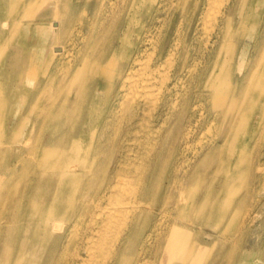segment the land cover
<instances>
[{
    "label": "bare ground",
    "instance_id": "6f19581e",
    "mask_svg": "<svg viewBox=\"0 0 264 264\" xmlns=\"http://www.w3.org/2000/svg\"><path fill=\"white\" fill-rule=\"evenodd\" d=\"M0 1V10L3 9V6L10 2V0ZM41 1L42 0H34L32 1V4H35L34 2H39L41 5ZM52 1L54 6L57 7L61 0ZM254 1L256 0H251V2L248 0H206L205 9L200 16V21H202L203 24L201 25L204 28L203 46L207 48L208 51L206 53V58L203 57L204 53H202L201 58H198L191 57V49L188 44H185L183 41H180L177 38V40H172V42H169L167 46H165L166 42L164 39H162L159 43L156 42L157 44H151L152 42L149 40H146V44L137 43L135 40L131 41L130 34L133 31L131 24L135 20L140 21L142 17L147 16L149 10L152 9L151 7L156 2V0H126L128 12L126 13V18L121 33L117 37H112V39H108L106 37H99L95 39L93 41L96 44L94 47L90 46L88 43L85 46L86 50L82 58V66H78L75 70H73V76L71 78L72 82L74 79L77 80L78 76L81 78L84 74H86L87 71H84L85 73L82 72L83 68H87V65L91 64V74L86 77L89 82L86 89L87 92L83 98V101L81 102L82 108L86 107V114H83V116L81 115L78 124H74L70 128L68 127L69 130L68 128H63L60 130V128H57L58 126L55 125L48 135L44 134L41 136L39 144L35 148L29 147V134L25 135L24 139L21 137L23 134V130L21 131V120H15V117L11 118V116L8 120L6 118L7 112L15 111V105L17 106L20 103L22 104L25 102V95H19V93H17L18 88L14 86L10 87L11 89L9 90V95L14 97L15 100L14 102H10L9 105L6 106L7 108L5 107V109H0V134L4 136L3 138L0 135L1 139L3 138V141L0 142V159L2 158L3 161H7L5 164V169H0V188L6 194L5 200L4 198L0 199V206L3 207L4 204L6 205V211L3 212L4 216L1 215L2 219L0 216V264H20L19 257L26 247H30V259L28 260L32 262H30L31 264H36L39 261H42V263L46 264L47 262H50L55 253L58 251L59 247H62L63 249V247L70 244L74 245L73 256L71 259H69L70 261H68L67 264H131V262L127 261L124 256L126 255V251L129 249L130 242H132L130 239H132L134 236L138 222L141 219V211H139V209L141 207V202L146 201L148 183L143 179L138 183H133L131 180L132 178L130 179L126 176L119 175L116 176L115 179L110 177L112 180L106 179L103 186L97 185L93 187L87 183V191L78 192L76 195V187L80 177L84 174L82 169H85L86 171L90 170V168L88 169L85 166L83 168V166H81L86 159V154L89 150L88 138L90 136V123L94 120L97 123L99 121L103 122L102 129L98 136V144L100 146L102 145L103 147L106 142L112 141L115 143L116 138L119 135L122 137L120 139H122L126 145V142L129 139V137L126 136L127 132H130L132 125L141 123V120H139L140 117H142L140 112H146L148 109H163L168 105L170 106L175 104L177 97L175 96L176 98L173 99L172 92L179 85H182V83L184 84L183 79L187 76H192L195 80L194 83L196 89L194 91L200 87H205L209 90L208 97L211 99V104L206 108L212 115V120L216 119L215 117L218 115V112L222 111L226 113L233 111L230 115L229 129L228 131L224 132L223 136L221 137L222 142L215 147V151H217V154L215 155L217 156H215L213 160L217 166L216 170L225 173L226 177L224 182L220 185L219 191L215 196L216 198L211 203L212 210H214L220 202L226 203V201L228 202L229 200L230 202V199H232V192L234 189L232 183L237 177V171L240 170L242 161L244 162L245 166L242 168L245 170L241 168V171H247L249 177L251 178H254L257 172H259V178H264V150L261 152V149L264 148V104L262 100L260 101V98L264 96V27L259 25L260 20L258 21L256 17L257 7L254 4ZM31 6L32 5H29V7ZM141 6L144 7V12L139 14L138 8ZM57 8L59 9V7ZM26 12L29 13V11ZM55 12L56 11H54V13ZM71 16L72 15L69 16L67 14L64 16V19H62L60 12L57 11L49 23H46L45 21H40L37 23L36 29L39 32L36 39L37 42H33L34 37L30 38L26 34L21 33L19 40L16 41L14 46L10 49H5L7 51L6 61L8 64L19 67L11 69V71L14 73L12 75L15 76V79L21 81L26 74L31 75L36 72L35 67L37 66L38 60L42 56L44 47L47 44L46 41L50 39L51 41L56 42L59 39L61 28H65V25L67 27V25L72 20ZM105 17L106 16H104V18ZM236 19L239 22L238 27H236L234 24ZM23 20L25 21L26 19ZM1 23L2 27L0 26V32L3 34V32L6 31L4 28L6 23L5 21H2ZM256 23L258 24L256 25ZM248 24H250V26H248ZM154 26L156 25H153V27ZM14 27L17 26L15 25ZM244 38H248L249 40L247 43L241 46V41ZM142 39L141 41H143ZM32 42L36 43L34 48H30L29 52L27 50L24 52L25 48H28V44ZM74 44L75 43H73V45ZM55 46L59 48L58 44ZM149 47L151 49L149 52H147ZM59 49H61V46ZM145 54L147 55L144 56ZM61 57L62 55L56 58L54 71L51 72L52 74L46 75L45 78L41 79L35 85L36 90L32 95H34L36 99L40 94V92H37V89L45 87L50 81L52 82L56 79L65 78L66 73L62 74L60 71L62 68L60 64ZM8 70V67H5L4 71L8 72ZM84 78L85 77H82V84L84 83L83 81H85ZM175 91L176 94L179 92L178 90ZM2 92L0 93L2 94ZM78 92L79 91H77V93ZM183 98L184 103H182L183 107L181 108H184L185 111V116H183V118L186 122L184 124V128L186 129L185 131L181 132V135L183 138H188L191 135L193 125L199 121L198 118L194 117L193 111L197 107H201V105H203L202 99L204 97L202 98V94L198 93L193 101L188 99L189 97ZM179 102L181 103L182 101H178V103ZM55 103V105H57V102ZM66 103L75 105L77 101L76 99H70L65 96L59 101L61 110ZM124 103H128L129 107L125 106L128 109H125ZM51 105L53 106L54 102H52ZM200 115L202 116L203 113L201 112ZM123 130H126V133H123ZM169 131L168 134L170 133ZM197 132L200 131L198 130ZM113 133L116 134V138ZM252 135H254L256 138L252 142H249L247 139H249V137ZM91 136L94 135L92 134ZM162 136L164 135L162 134ZM217 137L219 136L217 135ZM106 145L108 148L109 145L107 143ZM225 145H228L229 148L228 153L223 156L220 149H223ZM25 147L28 149L26 150ZM102 147L99 149L101 152L104 151V148ZM113 148L114 147H112V149ZM27 153L35 154L34 159H36V164H33L36 166L31 167L29 164L27 165V158L32 156H28ZM107 153L110 154V152ZM236 154L239 155L235 156ZM123 156L124 165L134 163V161L140 157L137 146L130 145L126 147ZM164 158H166V156ZM16 161L21 162L20 167H17ZM167 162L164 163L167 164ZM94 163H96V161ZM28 166H30L31 169H28ZM100 166H102V164ZM26 168L28 169L26 172H29V174L26 175V179L23 181V186L20 191L18 186L21 184V178H23L22 172L25 171L24 169ZM102 171H100L101 175L103 173ZM180 171L183 170L180 169ZM158 176H160V174ZM95 180H97V178ZM161 182L163 181H160V183ZM254 183V181L251 183L247 182L246 185L248 188L253 189ZM258 185L264 188V181H259ZM14 192H18L19 197H17ZM153 194L154 193L150 195V199L153 198ZM194 195L196 196V194ZM24 196H27L28 198L25 201V208L28 214L21 217L22 219L19 220V218L16 217L17 211L15 213L14 208H18L20 206ZM180 196H182V194H180ZM148 200L149 197L147 201ZM4 201H6V203ZM152 202L148 203L152 204ZM20 208L22 207L20 206L18 210ZM195 208H197V206L193 209ZM19 213L21 212H18V214ZM180 214H182V212ZM143 216H145V214ZM242 223L243 222H241V224ZM139 225L141 226V224ZM169 226L170 227L168 228L169 230L166 235V240H164L165 242L163 241L164 245L160 243L163 246H161V250L159 249L160 254L163 253V256L168 258V262H170L171 259H175L180 262L175 264H201L202 262H204V264L212 263L216 242L212 243L213 247L210 254V251L207 250V248H209V244L200 243L199 241L187 244L186 240L188 239V233L177 224H169ZM229 236L231 237V235ZM236 236L239 237L240 235ZM51 240L52 243L48 247V250L43 246H34L36 244L35 241L44 243L50 242ZM30 243H32V245H29ZM16 244H19L18 248H16ZM133 245L134 244H132V246ZM150 246H148V244H144L143 249L147 251ZM36 249H38V251H36ZM151 250L153 251L152 248ZM14 251H16L17 256L13 260V263H11L9 262L8 257ZM130 251L133 252V250ZM137 254H139V252ZM58 255L60 254L58 253L57 256ZM156 256L158 257V255ZM141 259L144 258L142 257ZM148 260L149 259H147V261ZM150 260V262H152V258H150ZM156 262L157 261H155V263Z\"/></svg>",
    "mask_w": 264,
    "mask_h": 264
},
{
    "label": "rangeland",
    "instance_id": "374dc122",
    "mask_svg": "<svg viewBox=\"0 0 264 264\" xmlns=\"http://www.w3.org/2000/svg\"><path fill=\"white\" fill-rule=\"evenodd\" d=\"M32 1H34V0H13V1L10 0V2L7 3V5L3 6V9L0 10V26L2 27V25H1L2 21H5V23H6L5 26L3 24L6 31H4L3 34L0 32V83H1L0 84V92L3 91L2 94L0 93V109L1 108L5 109V107L7 105H9L10 102H12V101L14 102V100H15L14 97H11L9 95V90L11 89L10 88L11 86L18 88L17 93H19V95H22V96L25 95V102L22 104L20 103L17 106L15 105V111L14 112H7L6 118L8 120L11 116V118L15 117V120L16 119L21 120V131L23 130V134L21 137L24 139V136L29 134L30 135V146L29 147L35 148L39 144V140H40L41 136L44 134L48 135L49 132L55 127V125H57L58 126L57 128H60V130H62L63 128L67 129L68 127L70 128L72 125H74V124L76 125L79 123L81 115L83 116V114H86V109H85L86 107L82 108L81 102L83 101V98L87 92L86 89H87L89 82H88V79H86V77L91 74V64L87 65V68L86 67L83 68V71H82L83 73H85L87 71L86 74H84L82 76V77H85L84 78L85 81H83L84 85L81 83L82 77L80 78L79 76H78L77 80L74 79V81L72 82L71 78L73 76V70H75L78 66H82V64H81L82 58H83L84 52L86 50L85 46L88 43L90 46L94 47L96 45L93 42L95 39H97L99 37H106L108 39H112V37H114V36L117 37L121 33L122 27H123L124 22H125L126 13L128 12V6L126 4V0H124V1L123 0H119V1L117 0V2H116V0H112V1L111 0H71V1L70 0H61L57 6V7H59V9H58L56 6H54L52 0H46V1L42 0L41 5L39 4V2H37V3L34 2L35 4H32ZM169 1H171V2H169ZM248 1L251 2V0H248ZM101 3H102V5H101ZM254 4L257 7V9H256L257 10V16L256 17H257L258 21L260 20L259 25L261 27H264V13H263L264 12V0H256V1H254ZM29 5H32V6L29 7ZM107 5H109V6H107ZM205 5H206V0H204V1L203 0H162V1L156 0V2L151 7L152 9L149 10L147 16L142 17L140 21L135 20L131 24V28L134 32L133 31L131 32L130 40L131 41L135 40L137 43H143V44H146V40L147 41L149 40L152 42L151 44H157L162 39H164L166 42L165 46H167V44H169V42H172V40L178 39L180 41H183L185 44H188V46L191 49L190 50L191 57L201 58L202 53H204L203 57L206 58V53H207L208 49L203 46L204 28L201 25V24H203L202 21H200V16H201L203 10L205 9ZM99 6H101V7H99ZM108 7H109V9H108ZM114 7L115 8L117 7V8L115 9ZM141 7L138 8L139 14L144 12V7L143 6H141ZM55 8H56V10H55ZM110 10H112V11H110ZM26 11H29V13ZM54 11H56V12L59 11L61 16H62V19H64V16L67 14L69 16L72 15L71 16L72 20L67 25V27H66L65 23L63 22L65 25V28L64 27L61 28V33H60L59 39L56 42H53L50 39L48 41H46L47 44L44 47L42 56L38 60L37 66L35 67L36 72L34 74H31V75L26 74L22 78L21 81L20 80L18 81L17 79L14 78L15 76L12 75L14 73H13V71H11V69L19 68V67L18 66H12L11 64H8V62L6 61L7 60V54H6L7 51L5 49L12 48L14 46V44L16 43V41L19 40V36L21 35V33L26 34L30 38L34 37L33 42H37L36 39H37L38 34H39L38 30L36 29L37 23L40 21H45L46 23H49V21H51L53 19V15L56 13V12L54 13ZM102 12H105V13H102ZM165 12L167 15L165 14ZM100 13H102V14H100ZM32 15L34 16V18ZM86 15H87V18H86ZM262 15H263V17H262ZM104 16H106V17L104 18ZM165 17L167 20L165 19ZM119 18H120V20H119ZM23 19H26L27 21L26 20L24 21ZM164 20H165V22H164ZM117 21H119V22H117ZM89 23L92 24L93 26L90 25ZM234 24L236 25V27H238L239 22L237 21V19L235 20ZM257 24L258 23H256V25ZM15 25L17 27H14ZM94 25H95V27H94ZM153 25H156V26L153 27ZM248 26H250V24H248ZM77 29H79V30H77ZM15 30H16V32H15ZM166 30H168V31H166ZM71 31H73V32H71ZM6 32H8V33H6ZM148 32H150V33H148ZM11 34H13V35H11ZM14 34H16V35H14ZM6 35H7V39H6ZM9 36H10V38H9ZM2 37H5V38H2ZM141 39L143 41H141ZM248 40H249L248 38L242 39L240 45L241 46L244 45L245 43L248 42ZM33 42L28 44V46H27L28 48L27 49L25 48L24 52L26 50L29 52L30 48L31 49L34 48L36 43H33ZM73 43H75V44L73 45ZM56 44L59 45V48L61 46V49L56 47L55 46ZM193 45H194V48H193ZM4 46H6V47H4ZM200 47H202V48H200ZM151 48H152V46H151ZM151 48L149 47L148 48L149 50L147 52H149ZM195 49H196V51H195ZM199 52H201V53H199ZM66 53L68 56L66 55ZM61 55H62V57L60 60L61 61L60 64H61L62 68L60 71L62 72V74L66 73L65 78L64 79H56V80H53L52 82L50 81L47 83V85L45 87H43L41 89H37V92H40V94H39V97H37V99H36V97L34 95H32V94H34V92L36 90L35 85L41 79L45 78L46 75L52 74L51 72L54 71L56 58L60 57ZM146 55L147 54H145L144 56H146ZM73 57H74V59H73ZM74 63H75V65H74ZM5 67H8V69H9L8 72L4 71ZM72 67H73V69H72ZM61 72H60V74H61ZM188 80H189V82H188ZM183 81H184V84L182 83V85H179L172 92L173 99L177 97L175 104L170 105V106L168 105L167 107H164L163 109H158V110L148 109L146 112H140L142 117H140L139 120H141V123H137V125H135V124L132 125V129L130 130V132H127L126 136H128L129 139L126 142V145H125L124 141H122V139H120V138H122V137H120V135L117 136V138H116V134L113 133V135H115L116 142L115 143L112 141L106 142L109 145L108 148H107L106 143H105V145H103V147H102V145L100 146L98 144V136H99L100 131L102 129L103 122L99 121L97 123L94 120L90 123V126H91L89 129L90 136L88 138L89 150H88V153L86 154V159L84 160V162L81 165V166H83V168H84V166L87 167L88 169L90 168V170L86 171L85 169H82L84 174L80 177V180H79L78 185L76 187L75 193L77 195L78 192L87 191V187H86V185H88L87 183H89V185H91L93 187L97 186V185L103 186L105 184L104 182L106 179H111V178L115 179L116 176H119V175L126 176L130 179L132 178L131 180L133 183H138L142 179L145 180V182L147 181L148 192L146 195V201L141 202V204H140L141 207L139 209V211H141V219L138 222V226H137V229L134 233V236L132 237V239H130V241H132V242H130L129 249L126 251V255L124 256L127 261L131 262V264H135V263H137V264H152L153 263L154 264L155 261H157L155 264L180 263L178 260H175V259H171L170 262H168V258L164 257L163 253L160 254L161 246L164 245V242H165L164 240H166V235H167L168 230H169L168 228L170 227L169 224L170 225L177 224L178 226L183 228L188 233V239L186 240L187 244H191V243L196 242V241H199L200 243L209 244L208 245L209 248H207V250L210 251V254L212 252V247H213L212 243L216 242L213 260H212L211 264H264V188L260 187L258 185L259 181H264V178L263 177L259 178V176H260L259 172H257V174L254 178H251V177H249V174L247 173V171H244V172L241 171L242 169L245 170L244 168H242L244 166V162L242 161L241 162L242 166L240 164L242 169L240 168V170L237 171L238 172L237 177H236V179H234V181L232 183L234 186L233 187L234 189L232 192V199H230V202H229V200H228V202L226 201V203L220 202L219 205H217V207L214 210H212L211 203L216 198L215 196L217 195V193L219 191L220 185H221V183L224 182L225 177H226L225 173H222L219 170H216L217 166L213 160V158L215 156H217V155H215V154H217V151H215V147L219 143L222 142L221 137L223 136L224 132L228 131L229 124H230L229 123L230 115L232 114L233 111L232 112H226V113L222 112V111L218 112V115L215 117L216 119L212 120L213 117L210 114V112L208 111V109L206 108V107L210 106V104H211V99L208 97V91L209 90L205 87H200L199 89L194 91L196 89L195 88L196 86L194 83L195 80L193 79L192 76L184 77ZM187 84H188V86H187ZM70 87H71V89H70ZM175 90H178L179 92L176 94ZM77 91H79V92L77 93ZM198 93L202 94V98L204 97L202 99L203 105H201V107H197L193 111L194 117L198 118L199 121L193 125L191 135H193V134L194 135L193 136L190 135L188 138H183L181 135V132L185 131V129H186V128H184V126H185L184 124L186 122L183 118V116H185V111H184V108H181V107H183L182 103H184L183 97H187V98L189 97L188 99L193 101L196 98V95H198ZM65 96L70 98V99H74V100L76 99L77 103L75 105L70 104V103H66L63 106V109L61 110V105L59 104V101L62 98H64ZM261 100L264 104V96H262L260 98V101ZM178 101H182V102L178 103ZM52 102H54V105H53L54 107L51 105ZM55 102H57V105H55L56 104ZM125 106L129 107L128 103H126V104L124 103V107ZM127 107H125V109ZM49 109H50V111H49ZM83 109H84V111H83ZM161 111H163V112H161ZM200 111L203 113L202 116L200 115V113H201ZM54 114H56V115H54ZM12 115H14V116H12ZM175 116H176V118H175ZM97 117H96V119H97ZM177 117H178V119H177ZM144 121H145V123H144ZM173 123H174V125H173ZM200 123H202V124H200ZM69 128H68V130H69ZM169 129H170V131H169ZM198 130L201 133L197 132ZM168 131L170 132L169 134H168ZM202 131H204V132H202ZM216 132H218V133H216ZM123 133H126V130L125 131L123 130ZM92 134L94 136H91ZM162 134L164 136L165 135L166 136L164 137V136H162ZM217 135L219 137H217ZM1 137L4 138V136H2V135H1ZM1 137H0V142L3 141V138L1 139ZM216 138H218V139H216ZM255 138L256 137L254 135H252L247 140L249 142H252ZM118 140H120V141H118ZM169 142H171V143H169ZM176 144H177V146H176ZM19 145H21V144H19ZM130 145L131 146H133V145L137 146L138 153H139L140 157H138L134 161V163L124 165L123 154L125 153V148L130 146ZM154 145H155V147H154ZM21 146H19V147H21ZM101 147L104 148L103 152H101L99 150V149H101ZM112 147H114V148L112 149ZM158 147H159V149H158ZM198 147H199V149H198ZM263 147H264V145H263ZM25 148H26V150L28 149L27 147H25ZM228 148H229L228 145H225V147H223V149H220L222 151L223 156H225V154L228 153ZM194 149H195V151H194ZM263 150H264V148L261 149V152H263ZM106 151L110 152V154L107 153ZM189 152H191V153H189ZM205 152H206V154H205ZM171 154H172V156H171ZM27 155L28 156L32 155L29 157L30 159L27 158L28 159L27 165L29 164L31 167L36 166V165H34V164H36V159H34L35 154H28L27 153ZM238 155L239 154H236L235 156H238ZM110 156H112L113 158ZM165 156H166V158H164ZM179 159H180V161H179ZM105 160L106 161L108 160L107 163ZM95 161H96V163H94ZM163 161L165 163L167 161L168 162H167V164H165ZM181 162H183V163H181ZM6 163H7V161L6 160L3 161L1 158L0 159V167H1L0 169H5ZM16 164H17V167H20L21 162L16 161ZM101 164H102V166H100ZM174 165H175V167H174ZM30 166H28L27 168L31 169ZM37 167H39V166H37ZM27 168L24 169L25 171L22 172L23 178H21V184L20 185L18 184L19 185L18 188L20 191H21L22 186H23V181H25V179H26L25 178L26 175L29 174V172H26V170H28ZM102 169H103V171H102ZM180 169H182L183 171H180ZM104 170H105V172H104ZM111 170H113V171H111ZM151 170H153V171H151ZM162 170L163 171L165 170L164 173ZM100 171L103 172L102 175H101ZM176 171H177V173H176ZM184 171H186V172H184ZM91 172L94 174H92ZM178 173H180V174H178ZM99 174H100V176H99ZM159 174H160V176H158ZM104 175H105V177H104ZM212 175H213V177H212ZM113 176H115V177H113ZM173 176H176V177H173ZM96 178H97V180H95ZM102 179H103V181H102ZM160 181H163V182L160 183ZM177 181H178V183H177ZM253 181L255 182L253 185L254 188L253 189L248 188L246 185L247 182L251 183ZM178 184H179V186L180 185L181 186L179 187ZM235 184H236V186H235ZM155 187H158V188H155ZM178 192H179V194H178ZM152 193H154L152 196L153 198L150 199L151 198L150 195H152ZM15 194L17 197H19L18 192H16ZM180 194H182V196H180ZM194 194H196V196ZM148 197H149V200H151V201H149V200L147 201ZM256 197H258V198H256ZM1 198L2 199L4 198V200H5L6 194L0 188V199ZM27 199H28L27 196L23 197L22 203L20 204V206L22 208H20L19 210H18V208L20 206L18 208H14V212L16 213V211H17L16 217H18L19 220L22 219L21 217L26 216V214H28L26 211V208H25L26 207L25 201ZM4 202L6 203V201H4ZM148 202H152V204L148 203ZM148 204H149V206H148ZM196 206H197V208L193 209ZM198 207H199V211H198ZM144 208H146V209H144ZM4 211H6V205L5 204L3 207L0 206V216L1 215L4 216V214H3ZM166 211H167V213H166ZM18 212H21V213H19L20 215L18 214ZM178 212H180V213L182 212L183 215L178 213ZM195 212L196 213L198 212V213L196 214ZM245 213H246V215H245ZM144 214H145V216H143ZM2 216H1V219H2ZM241 222H243L245 224H243V223L241 224ZM139 224H141V226ZM197 224L200 226H198ZM154 225H156V226H154ZM240 225H242V226H240ZM153 226H154V228H153ZM242 227H243V229H242ZM155 228H157V229H155ZM194 228H195V230H194ZM158 230H161V231H158ZM139 233L142 237L139 235ZM155 235H156V239H155ZM229 235H231L232 238ZM236 235H240L241 237L240 236L238 237ZM140 238H141L142 242L140 241ZM235 238H236V240H235ZM146 239L149 241H147ZM156 240L159 244L156 242ZM154 241H155V243H154ZM35 243H36L34 245L35 247L43 246L44 248H47V250H48V247L51 245L52 240L50 242H44V243L43 242L40 243L38 241H35ZM66 243H67V241H66ZM160 243H162L163 245H161ZM132 244H134V245L132 246ZM144 244H148V246L151 245L150 248L147 249V251H145V249H143ZM29 245H32V243H30ZM66 246L63 247V249H62V247H59L58 251L55 253V255L50 260V262H47L46 264H64V263L67 264L68 261H70L69 259H71L73 256L74 245L70 244V245H66ZM18 247H19V244L17 245L16 248H18ZM131 247H133V248H131ZM259 247H260V250H259ZM29 248L30 247L24 248V251L21 253V255L19 257V259H20L19 263L20 264H31L32 263L31 261L28 260V259H30ZM151 248L153 249V251L151 250ZM130 250H133V252H131ZM148 250L150 253L148 252ZM155 250H156V252H155ZM36 251H38V249H36ZM41 251H42V248H41ZM136 252L137 253L139 252V254H137ZM58 253L60 255L57 256ZM16 254H17L16 251H14L13 253L10 254V256L8 257L9 262L13 263V260L17 256ZM156 255H158V257ZM142 257L144 259H141ZM149 257L152 258V262H150L151 260ZM56 258H57V260H56ZM58 259H59V261H58ZM147 259H149V260L147 261ZM134 260H136V261H134ZM140 260H142V261H140ZM36 264H45V263H42V261H39ZM201 264H204V262H202Z\"/></svg>",
    "mask_w": 264,
    "mask_h": 264
}]
</instances>
